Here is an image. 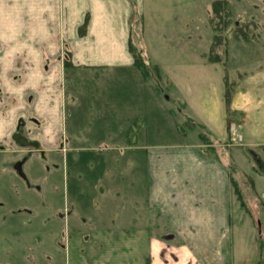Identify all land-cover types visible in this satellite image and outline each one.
I'll return each instance as SVG.
<instances>
[{"label":"crops","instance_id":"0c3cea01","mask_svg":"<svg viewBox=\"0 0 264 264\" xmlns=\"http://www.w3.org/2000/svg\"><path fill=\"white\" fill-rule=\"evenodd\" d=\"M145 14V0H0V154L8 156L5 163L15 162L14 154L60 152L70 142H78L83 151L106 147L133 152L125 164L114 160L117 175L108 171L106 181H93L111 207L94 209V219L87 220L101 227L96 231L110 227L126 232L128 264H254L257 257L263 263L258 238L264 233V138L251 135L253 127L264 123L262 88L255 96L244 90L249 108L240 120L229 119L236 123L229 134L241 137L238 147L217 136L210 143L189 139L152 147L140 138L147 125L139 112H132L136 97L122 103L102 91L101 98L89 96L83 104L86 113L94 112L91 120L103 123L86 125L78 140L66 134L68 73L75 79L81 69L134 70L142 87L161 86L147 73L151 65L160 72L162 66L154 62L158 54L151 52L153 44L146 48L143 43ZM140 103L145 106L144 100ZM254 111L259 118L250 117ZM16 133L39 146H19ZM240 181L247 185L242 201L249 208L235 206L234 183ZM247 231L259 235L248 242ZM6 241L0 238L4 256L19 249L18 241ZM27 251L34 252L33 247ZM0 264L12 262L6 257Z\"/></svg>","mask_w":264,"mask_h":264},{"label":"rangeland","instance_id":"374dc122","mask_svg":"<svg viewBox=\"0 0 264 264\" xmlns=\"http://www.w3.org/2000/svg\"><path fill=\"white\" fill-rule=\"evenodd\" d=\"M213 2L145 0L148 34L143 43L146 48L150 42L153 44L151 52L158 54L154 62L162 66L160 72L151 65L147 73L152 79L158 78L161 86L142 87L134 70L81 69L75 79L68 73V138L78 140L86 125L89 129L90 124L103 123L95 117L91 120L94 112L86 113L83 104L89 96L101 98L102 91L112 92L114 99L122 103L136 97L132 112H139L147 125L146 135L140 138L144 137L152 147L174 146L189 139L210 143L214 136L234 147L240 144L241 137L230 135L228 128H235L236 124L231 125L229 119L240 120L241 113L249 108L250 98L243 91L255 96L262 88L264 98V0H228L226 19L212 18ZM215 26L220 28V34L214 31ZM133 29L135 41L136 23ZM154 95L160 102L154 101ZM143 100L145 106L140 103ZM254 113L250 117L259 118ZM251 135L263 140L264 123L253 127ZM103 137L107 140L105 134ZM68 148L60 152L28 150L14 154L15 162L8 163V156L0 154V238L9 244L18 241L20 245L8 256L1 251L0 263L8 257L12 264H128L126 232L110 227L96 231L101 227L89 225L87 220L94 219V209L105 212V207H111L106 194L95 189L93 181L105 180L108 171L117 175L114 160L125 164L133 152L106 147L96 152L83 151L78 142H70ZM91 163L94 167H90ZM241 182L236 187L246 199L243 189L247 190V185ZM243 202L242 207H250L248 201ZM120 205L125 207L126 203L121 201ZM239 205L240 200L235 206ZM254 234L247 231L248 242L253 241ZM258 244L264 252V233ZM28 246L34 252H28ZM257 258L254 264H264Z\"/></svg>","mask_w":264,"mask_h":264},{"label":"trees","instance_id":"16d2710c","mask_svg":"<svg viewBox=\"0 0 264 264\" xmlns=\"http://www.w3.org/2000/svg\"><path fill=\"white\" fill-rule=\"evenodd\" d=\"M228 7H229L228 0H215V2H213V17L212 18H214V19L220 18L221 19V17L225 16V19H226L227 14H228ZM223 13H224V15H223ZM227 24L228 23L226 21H223V25L225 27L228 26ZM83 28H84V26H83ZM83 28H82V30H83ZM214 31L216 32V34H220V28H218L217 26H215ZM216 45H218L217 41H216ZM234 184L236 187V183H234ZM235 192L238 196V199L241 201V204L243 205L244 202L242 201V194L237 187H236Z\"/></svg>","mask_w":264,"mask_h":264},{"label":"water","instance_id":"95a60500","mask_svg":"<svg viewBox=\"0 0 264 264\" xmlns=\"http://www.w3.org/2000/svg\"><path fill=\"white\" fill-rule=\"evenodd\" d=\"M14 139L16 141V143L21 146V147H29L32 146L31 142L25 137L23 136L21 133H16L14 135Z\"/></svg>","mask_w":264,"mask_h":264},{"label":"flooded vegetation","instance_id":"af4514ba","mask_svg":"<svg viewBox=\"0 0 264 264\" xmlns=\"http://www.w3.org/2000/svg\"><path fill=\"white\" fill-rule=\"evenodd\" d=\"M31 145H32V146H39L38 143H32V142H31ZM32 146H31V147H32ZM29 147H30V146H29Z\"/></svg>","mask_w":264,"mask_h":264}]
</instances>
